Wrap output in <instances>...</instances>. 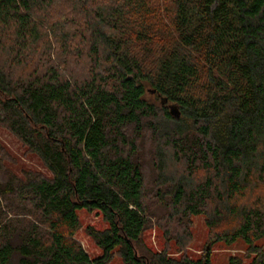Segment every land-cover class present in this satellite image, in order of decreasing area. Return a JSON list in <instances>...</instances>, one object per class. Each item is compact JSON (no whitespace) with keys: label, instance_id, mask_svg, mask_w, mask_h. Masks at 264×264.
Returning a JSON list of instances; mask_svg holds the SVG:
<instances>
[{"label":"trees","instance_id":"16d2710c","mask_svg":"<svg viewBox=\"0 0 264 264\" xmlns=\"http://www.w3.org/2000/svg\"><path fill=\"white\" fill-rule=\"evenodd\" d=\"M63 2L71 18H51ZM50 28L65 55L87 50L84 79L46 63ZM0 122L51 172L0 185L19 201L0 209V264H110L117 253L125 264H213L208 250L174 258L144 246L145 130L159 140V183L167 155L186 166L170 178L173 210L208 213L212 229L226 227L214 239H243L264 264V0H0ZM82 209L108 222L88 228L94 258L75 238Z\"/></svg>","mask_w":264,"mask_h":264},{"label":"rangeland","instance_id":"374dc122","mask_svg":"<svg viewBox=\"0 0 264 264\" xmlns=\"http://www.w3.org/2000/svg\"><path fill=\"white\" fill-rule=\"evenodd\" d=\"M70 7V3L63 2L61 6L50 10V17L57 18L61 15L64 17L63 20L68 17L71 18ZM72 20H74L73 17ZM166 23H168V20ZM49 36L53 42L54 50L51 52V48H48V53L51 52L50 54H52L53 58L45 57L46 63H54L60 70L72 73L77 79H84L90 64L89 57L85 55L87 50L83 51L84 55L81 57L78 50L73 55H65V52L63 53L60 48L61 44L56 42L57 39L53 30L50 31ZM46 52L45 48L41 49L38 53H35L36 55L34 54L35 57L32 61L38 63ZM45 60L44 58L42 59V65ZM39 67L40 70L45 68L43 66ZM22 70L25 72L24 69ZM23 71L18 70L17 74L19 75ZM146 97L153 102L160 103V98L150 89H147ZM173 116L176 117L175 115ZM180 117L181 112H179V117L176 118L179 119ZM137 145L139 148L138 156L143 162L146 174V204L150 218L149 224L142 235L144 246L152 252L166 251L170 257L174 258H181L187 255L197 259L208 250L213 264H228L231 258H234L235 264H251L256 254L249 251L248 244L243 239H237L232 243L214 239L215 231L226 227L224 225L222 228L212 229L208 224V213L191 214L189 218H186L173 210V203L170 195H168L172 186V179L170 178L171 176L179 177L183 174L186 171L185 164L177 162L172 159V156L167 155L165 169V174L166 172L167 174L165 180L161 181L160 184L158 178H161L159 176L161 169L157 168L156 165L159 140L156 139V135L151 130H145L138 139ZM40 175L50 177L51 172L38 154L31 151L7 125L0 122V185L5 184L11 177L25 180L29 177ZM162 195H164V198H162ZM11 197L7 196L5 199V197L0 196V209L5 213L9 212L8 204L14 202L16 205L18 201ZM254 198L255 196L248 197L245 201L251 202ZM78 215L81 226L77 230L75 238L88 254L94 258L102 254V250L90 235L88 228L92 226L102 230L108 227V222L103 218L99 210L89 211L82 209L78 211ZM256 245L264 250V238L258 240ZM9 264H19L18 255H14ZM110 264L125 263L117 253L113 256Z\"/></svg>","mask_w":264,"mask_h":264},{"label":"water","instance_id":"95a60500","mask_svg":"<svg viewBox=\"0 0 264 264\" xmlns=\"http://www.w3.org/2000/svg\"><path fill=\"white\" fill-rule=\"evenodd\" d=\"M170 111L173 115H175L176 117H179V112L178 109L175 106H170Z\"/></svg>","mask_w":264,"mask_h":264}]
</instances>
